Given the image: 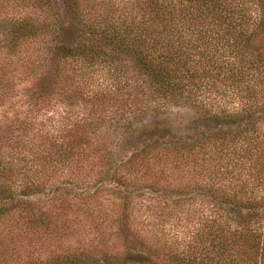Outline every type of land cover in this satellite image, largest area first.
Masks as SVG:
<instances>
[{"label": "trees", "instance_id": "16d2710c", "mask_svg": "<svg viewBox=\"0 0 264 264\" xmlns=\"http://www.w3.org/2000/svg\"><path fill=\"white\" fill-rule=\"evenodd\" d=\"M0 264H264V0H0Z\"/></svg>", "mask_w": 264, "mask_h": 264}, {"label": "rangeland", "instance_id": "374dc122", "mask_svg": "<svg viewBox=\"0 0 264 264\" xmlns=\"http://www.w3.org/2000/svg\"><path fill=\"white\" fill-rule=\"evenodd\" d=\"M67 35H70V34H72V33H75L74 34V36H77L78 35V30L76 31H73L72 30V28L70 27L68 30H67ZM24 84H26V83H24ZM23 86V85H22ZM21 86V87H22ZM25 86V85H24ZM174 113H177V114H179L180 116H184L185 114H186V112L185 111H181V110H174Z\"/></svg>", "mask_w": 264, "mask_h": 264}]
</instances>
